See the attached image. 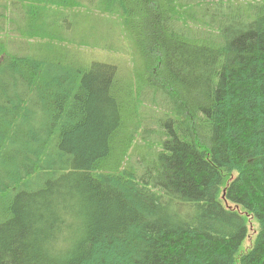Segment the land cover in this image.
Returning <instances> with one entry per match:
<instances>
[{
    "label": "trees",
    "instance_id": "obj_1",
    "mask_svg": "<svg viewBox=\"0 0 264 264\" xmlns=\"http://www.w3.org/2000/svg\"><path fill=\"white\" fill-rule=\"evenodd\" d=\"M105 4L127 81L64 1L47 43L0 40V264H264V0Z\"/></svg>",
    "mask_w": 264,
    "mask_h": 264
},
{
    "label": "rangeland",
    "instance_id": "obj_2",
    "mask_svg": "<svg viewBox=\"0 0 264 264\" xmlns=\"http://www.w3.org/2000/svg\"><path fill=\"white\" fill-rule=\"evenodd\" d=\"M25 1L27 7L31 9L29 14H27L26 9L17 8L14 0H0V40L6 42L10 53L30 52V45L27 43L26 37L37 44L47 43L50 40L48 34H55V32L46 31L45 26L47 25L50 28L54 26L59 15L57 11L63 8L60 5L64 1L67 4V12L60 15V20L67 25L66 32L62 34L63 43L72 49H78L86 59L97 56L102 60L112 61L109 58H105L106 55H116L119 58L117 63L123 68L121 72L123 80L127 81L129 79L131 66L129 64V56H127L129 44L128 40H126L127 36L123 32L122 20L106 10L105 0L102 2L103 4L100 3V0H75L76 2L73 0H62L59 3L48 0ZM33 17H35L37 23L46 21L42 30L47 32V34L27 31L23 36L18 33L17 28L23 25L27 19L33 21ZM118 45L121 46V49L117 50ZM40 51L38 48L35 49L34 53L39 54ZM10 57L11 55L7 54V58L9 59ZM132 81L134 83L135 79L132 78ZM130 152H132V149ZM242 213L247 217L248 227L247 236L241 248V251H244L252 241L256 231V224L248 214L244 211ZM241 251L239 254L242 253Z\"/></svg>",
    "mask_w": 264,
    "mask_h": 264
},
{
    "label": "bare ground",
    "instance_id": "obj_3",
    "mask_svg": "<svg viewBox=\"0 0 264 264\" xmlns=\"http://www.w3.org/2000/svg\"><path fill=\"white\" fill-rule=\"evenodd\" d=\"M103 4V3H102ZM79 5V4H78ZM116 9V8H115ZM126 10V9H125ZM37 17V16H36ZM38 18V17H37ZM125 25V24H124ZM127 32V31H126ZM129 33V32H128ZM135 46V45H134ZM137 54V53H136ZM139 54V53H138ZM137 58V57H136ZM67 60H68V58H67ZM78 62H80V61H78ZM84 63V62H83ZM52 67V66H51ZM133 114V113H132ZM132 122V121H131ZM130 155H131V153H130Z\"/></svg>",
    "mask_w": 264,
    "mask_h": 264
}]
</instances>
